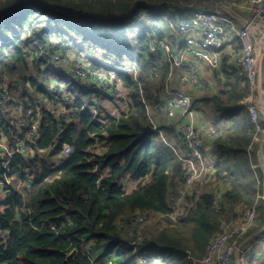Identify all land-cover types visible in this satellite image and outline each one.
I'll list each match as a JSON object with an SVG mask.
<instances>
[{"label":"trees","instance_id":"trees-1","mask_svg":"<svg viewBox=\"0 0 264 264\" xmlns=\"http://www.w3.org/2000/svg\"><path fill=\"white\" fill-rule=\"evenodd\" d=\"M165 1L0 0V90L7 79L15 90L6 100L0 94V133L11 147L30 129L28 111L42 110L31 154L17 151L8 166L0 155V179L16 175L0 200V264H194L238 204L256 205L264 213V172L253 167L256 153L249 154L256 123L238 106L250 94V82L234 72L230 91L196 97L192 104L200 108L203 102L222 116L214 124L221 135L213 147L220 155L217 174L231 189L221 208L214 207L212 193H200L186 217H167L170 226L140 240L134 214L171 213L169 195L179 194L188 177L175 149L180 136L160 125L168 136L164 141L148 112L160 109L172 66L151 47L153 37L165 38L171 20L178 21L171 15L160 23L166 11L172 14ZM142 3L149 4L152 22L136 26ZM70 50L82 52L93 67L116 73L128 90V111L106 114L101 102L115 98L108 89L57 70L50 56L66 57ZM97 54L101 60L91 59ZM51 79L62 90L58 99ZM39 95L50 99L44 110L36 102ZM14 105L20 115L10 111ZM57 105L64 108L62 116L52 112ZM65 145L73 151L61 164L43 156L44 150L56 155ZM144 255L147 260L140 261Z\"/></svg>","mask_w":264,"mask_h":264},{"label":"built area","instance_id":"built-area-1","mask_svg":"<svg viewBox=\"0 0 264 264\" xmlns=\"http://www.w3.org/2000/svg\"><path fill=\"white\" fill-rule=\"evenodd\" d=\"M167 2L171 4L169 0ZM246 4L250 10V17L242 25L236 24L232 16L221 9L199 8L190 12L189 15L179 17L175 24L176 32L180 36L184 48H173L166 38L160 39L157 37L152 38L151 47L153 50H161L172 66L187 68L189 83L199 85L203 90H206L208 84L203 77L199 62H207L213 68L218 69L221 65L220 53L227 42L228 36L235 34L240 44V51L235 58V67L245 74L253 93L258 88L257 82L260 75L258 48L264 41V0H247ZM137 31L138 28L130 32L131 36H134L133 33ZM190 55L193 56L195 62L190 63L188 60ZM60 58L62 57L57 59ZM81 62L78 61L73 70H68L65 68L66 66H58L57 61L54 63L51 59V63L60 71L68 74L70 78L87 79V75L90 73L89 67H92V65L87 66V64H81ZM84 76L87 77L83 78ZM115 76H117L115 72H110L105 78L110 81ZM3 84L2 93L9 95L8 81L6 80ZM115 86H117L115 83L113 86L108 84L105 88L112 93ZM51 88L53 93H57V90L61 91L54 85H51ZM165 90L167 95L166 114L170 119V125L176 134L180 136L182 144L185 146V153H180V150L178 151L176 147L175 149L177 155L183 160L188 175L186 185L191 186L195 179L203 174L211 178L216 176L224 182L227 181L226 178L219 177L217 171L215 172L218 161L212 149L213 142L221 135V131L217 130L208 120L201 118V112L192 106L193 98L190 92L183 88H172L169 85H166ZM246 106L252 120L256 123L257 131H261L264 128V108L259 98H252L246 103ZM52 112H55V109ZM28 116L30 129L25 138L19 139L17 147H11L8 139H5V136L0 133V155L5 157L7 166L17 151L30 155L31 144L39 137L42 110L30 109ZM57 116H61V113ZM156 130L162 133L160 128H156ZM72 151V146L65 145L64 149L56 155L63 161ZM15 177L16 175H13L6 180L0 179V195L5 194L7 185ZM208 192L214 195V207L221 208L226 190L219 187L214 191L208 190ZM178 197L179 195L173 201L179 199ZM186 201L188 203L187 199ZM172 202L170 201V205L173 211L169 215L173 221H177L178 216H185L191 209H187L190 206L186 205L185 212H177V215L174 216L176 207ZM244 208H248L246 212H244ZM256 208V205L251 206L241 203L235 207L230 216L223 217L220 232L208 245L203 258L195 259L194 264H234V257L238 251L239 264H245L250 257V249H243L240 246V239L258 221ZM146 213L145 211H137L133 216V220L136 222L144 221V214ZM166 216L169 217L168 214Z\"/></svg>","mask_w":264,"mask_h":264},{"label":"crops","instance_id":"crops-1","mask_svg":"<svg viewBox=\"0 0 264 264\" xmlns=\"http://www.w3.org/2000/svg\"><path fill=\"white\" fill-rule=\"evenodd\" d=\"M169 1L171 2V4H169L167 2V0L165 1V3H168L170 5V8L186 9L188 7L197 6V5H184V4H182L183 1H181V0H169ZM246 1L247 0H229V1L215 0L212 7L208 8L206 6H199L198 5L197 9H199V8H203V9L218 8V9H221V10L225 11L226 14L232 16V18L236 21V24L242 25L250 17V10L246 6L247 5ZM195 9H193V10H195ZM189 14L190 13L187 12V13L178 14L177 16H174L173 14H170V15H173L175 18H179V17L189 15ZM173 24L174 23L171 24L172 26H174L173 29L170 28L171 34L169 35V33H170L169 32L165 36V38L172 44L173 48H176V49L184 48L183 43H181V38L176 32V27ZM168 35H169V37H168ZM239 51H240V44L238 41V37L235 34H233L231 36H228L227 42H226L225 46L223 47V49L220 53L221 65L218 69L213 68L207 62H199V65L203 71L202 72L203 77L205 78V80L208 84L207 85L208 87L206 88V90H203L202 87L199 85H196V84L193 85V84L189 83V80L187 78V68L172 66L169 78H168V80H167V82H166V84H165V86L161 92V103H162V105H161L160 109H158L156 111L157 113H159L160 110H162L164 112V114L166 115V120L168 121V123L166 122L167 125L171 126L169 123L170 119L168 118V116L166 114V110H165L166 100H167V95H166V90H165L166 85H169L172 88H183L184 90L190 92L193 100L196 97L202 98V96L211 95V94L218 93V92H223V91L228 92L231 90L232 83L235 80V76H233V73L234 72H238L239 74L243 73L240 69L235 67V58H236V55L238 54ZM263 55H264V41L258 48V58H259L260 70H261L260 60H261V57ZM188 60L190 61V63L195 62L192 55L189 56ZM86 61H88V60H86ZM92 67H93V65H92ZM263 67H264V62H263ZM93 69L95 70L94 73L96 75H98L100 73L103 76H106V75H109L110 72H113L112 70L108 71L105 68L98 69L96 67H93ZM231 74H232V76L229 78V75H231ZM115 75H116V73H115ZM117 78L119 79V81H122L118 76H117ZM263 81H264L263 74L261 76V73H260L259 78H258V82H257L258 88L253 93L251 91L247 97H245L243 100H241L238 103V106L240 107V109L242 111L243 110L248 111L246 103L249 100H251L252 98H259L261 105L264 108V84H263ZM114 83L117 85V80H115ZM250 88H251V86H250ZM109 92H110V90H109ZM123 98H125V101H122V102L125 103L126 108L125 109L121 108V113H122V111H128L129 110V105L126 101L127 96H124ZM199 106H200L199 111L201 113H203V111L205 112L206 110H204V109L209 107L211 110V112H210L211 116L213 118H214V116H217L218 120H221L222 116H221L220 112L215 111L211 106L205 105L203 102H200ZM121 113H119L118 115H120ZM214 120L216 122L217 119L214 118ZM215 122H214V124H215ZM5 139H6V137H5ZM179 145H182L185 148V146L182 143ZM261 148L264 151V128L261 131H257V133L254 137V140H253V142L249 148V154H252L253 151H254V154L256 153L257 161L259 164H261L260 155H259ZM212 149L214 152L215 148L213 146H212ZM251 149H252V152H251ZM51 151H52V149L44 150V152H43V156L47 160H48V158H51V157H48L49 155H51L50 154ZM184 151H185V149H184ZM52 159L53 160L51 162H53L57 165L62 163L61 162L62 160L55 154H52ZM259 166H261V165H259ZM261 168H262V166H261ZM262 170H263V168H262ZM263 172H264V170H263ZM224 186H225V188H224L225 190L231 189V183L230 184L224 183ZM200 193H209V192H208V190H205V191H202ZM5 196H6V193L3 195H0V200H3ZM188 208H191L190 210L195 209V208H193L192 205H190V207H188ZM258 219L259 220H258L257 224H260L261 219L260 218H258ZM253 227L248 231V233H246V235L243 237V239H241V242H240V246L243 249H245V248L250 249V257H249L248 261H246L245 264H264V248H263L262 252H259L258 247H257L259 245V243H262L264 241V237H262V235H261V233L264 232V226H262V227L260 226L257 229H254ZM238 253H239V251L236 253V255L234 257L236 264H239Z\"/></svg>","mask_w":264,"mask_h":264},{"label":"rangeland","instance_id":"rangeland-1","mask_svg":"<svg viewBox=\"0 0 264 264\" xmlns=\"http://www.w3.org/2000/svg\"><path fill=\"white\" fill-rule=\"evenodd\" d=\"M181 1H183L182 4H184V5H197V6L188 7L186 9H181V8H173L172 9L171 8L170 9L171 13L174 16H177L178 14H181V13H187V12L190 13L193 9H195V8L197 9L198 5L199 6H206V7L210 8V7L213 6L215 0H181ZM223 1H229V0H223ZM146 4H148V3H142L141 8H140V12L138 13V15L136 14V16H134L135 17V21H133L134 25H136V26L137 25L138 26H144L146 24V22L148 24H150L152 22L151 19H149V17H148V14H149L151 9H150L149 4L148 5H146ZM147 6H149V7H147ZM155 7H158V6L155 5ZM167 12L168 11L165 12L164 17L162 18L160 23H163V22H165L167 20H171V15L169 14V12L168 13ZM144 19H145V21H142ZM172 23H174L173 20H171V24ZM173 25H175V24H173ZM173 27L174 26L171 25L172 29H173ZM140 28H138V29H140ZM170 34H171V32L169 33V35ZM169 35H168V37H169ZM62 54L63 53L58 52L56 54L51 55L50 56L51 58L50 57L49 58H50V60L52 59L54 63L57 61L56 64H58V66H60V65L66 66L65 68H67L68 70H73L75 68V66L77 65L78 61H82L81 64L84 63V64H87V66H91L92 65L89 61H84L82 59L84 54L82 52H80V51L78 52V51H75V50H70V51H68V53L67 52L65 53L66 57H62L60 59H57L58 57H61ZM69 58H70V61H69ZM94 58H97V59L101 60V55L97 54L95 57H91V59H94ZM89 68H90V73L87 76L89 77V81H90L91 84H94V85L98 84L99 87H103L104 89H106L105 87H107L108 84H111L113 86V83L115 82V80H117V86H115V90L111 93L112 96H114L115 98L112 99V100L111 99L104 100V101L101 102V104L105 107L104 110H105L106 114L109 113V114H112L113 116H119L118 114L121 113V108H123V109L126 108L125 103L122 102L123 101L122 98L124 96H128V90L124 87V82L123 81H119L117 76L111 78L110 81H109V80L105 79V76H103L100 73L98 75H96L94 73L95 70L93 69V67H89ZM57 70L59 72H61L59 69H57ZM63 75L65 77L70 78L68 74H63ZM87 76H84L83 78H85ZM87 79H85V80H87ZM7 81H8V88L10 90V94L9 95H6L5 93L3 94L2 91L0 90V94L1 93L3 94L2 98H4L5 100L9 99L10 97L12 98V96H13L12 94L15 93V90H14V93H13V91H12V89L10 87V80L7 79ZM51 82H52L51 83L52 85H56L58 81L56 79H51ZM1 86H4V84L1 85ZM61 91L57 90V93H59L58 95H56L57 99L59 98L58 96L61 95ZM127 99H128V97H127ZM36 102L40 103L41 104V108L44 110L46 108V106L49 105L50 99H44L41 95H39V97L36 99ZM5 106H6V104H5ZM57 106L58 107L54 108L55 112H56V114L61 113V116H62V113H64V108L62 106H60V105H57ZM198 108L199 107H197L196 109L200 110V108L199 109ZM6 109L8 110L7 106H6ZM57 109H60V111H58ZM204 110H206V111L205 112L203 111V113H201V118L205 119V120H208L209 122L212 123V125H214V122H215L214 118L218 120V117L214 116V118H213L211 116V113H210L211 110H210L209 107H207ZM10 111L13 112V115H20L22 113L21 108L19 109L15 105L14 106H10ZM148 112H149L151 120L153 119L154 122L153 121L152 122L154 123L156 128H159L160 125H164V124L167 125L168 121L166 120V115L164 114V112L162 110H160V112L157 113L156 111H154L152 109L150 110V108H149ZM160 130H162L163 134L165 133L163 131V129H160ZM162 133H161L162 138H163L164 141H166V139H168V136L166 134L163 135ZM177 149H178V151L180 150L179 151L180 153H185L184 147L182 145L178 144L177 145ZM251 152H252V149H251ZM214 153H215V155L217 157V161L220 160V155L217 154L215 149H214ZM253 156L255 158L254 151H253ZM48 157H51V158H48L49 161L53 160L52 159V155H49ZM259 165H261V164H259L258 162L254 161V164H253L254 169H257V167ZM216 171H217V168H215V172ZM226 180L227 181L224 182L223 180L217 178L216 176L214 178H211L208 175L203 174L199 178L195 179V181L193 182V184L191 186H187L186 182L180 184L179 185V194H177V195L170 194L169 195V200L171 202L174 200V198L176 196L179 195V197H178L179 199H176V201L172 202L173 205L176 207V212H175L174 216L177 215V212H183V211L185 212L186 211L185 210V206L186 205L190 206L192 204L193 208H196L195 195H199L200 192L205 191V190L214 191L215 189H218L219 187H223V189H224L225 188L224 183L230 184V181L227 178H226ZM128 185H130L129 187L132 188L135 185H137V182H128ZM18 187L24 191L25 196L28 198V191L25 188V185L22 182L18 181ZM189 194H192V195H189ZM187 195H189V196H187ZM189 197H193L192 200H188ZM262 197H264V195ZM186 199L188 200L189 204L187 203ZM240 204H238V205H240ZM247 209L248 208H244V212H246ZM256 209H257V219L260 218L261 222H260V224H257L258 221H256V225L255 224H254L255 226L253 225L254 229L259 228L261 226L263 220H264V213L262 211H260L258 208H256ZM169 214H168V216L170 217ZM187 214H188V212H187ZM130 215H132V214H130ZM186 215L182 216V217H186ZM144 216H145L144 221L136 222L135 220H133L134 225L136 226V228H138V231H139L138 233H139V236H140V240H143L145 237L151 238V237L155 236L156 233L160 229H162L163 227L170 226L169 225L170 223L168 222L169 219L167 218L166 214H164V213L162 214L161 212H150V213L144 214ZM128 217L129 216H127V218ZM180 218L181 217L178 216V219H180ZM261 235H262V237H264V232H262ZM257 247H258V251L262 252V250L264 248V241L262 243H259V245ZM139 260L140 261H146L147 260V256L146 255L140 256ZM170 264H173V263L170 262ZM234 264H236L235 260H234Z\"/></svg>","mask_w":264,"mask_h":264},{"label":"water","instance_id":"water-1","mask_svg":"<svg viewBox=\"0 0 264 264\" xmlns=\"http://www.w3.org/2000/svg\"><path fill=\"white\" fill-rule=\"evenodd\" d=\"M260 62H261V70H260V73H261V76H262V74H263V62H264V55L261 57V60H260ZM262 80V79H261ZM262 83V82H261ZM260 161H261V166H262V168H263V170H264V151H263V149L261 148V150H260ZM73 254H76V250H74L73 251Z\"/></svg>","mask_w":264,"mask_h":264}]
</instances>
